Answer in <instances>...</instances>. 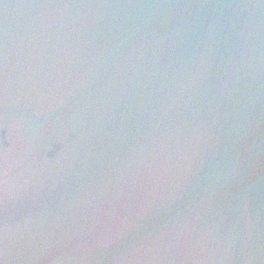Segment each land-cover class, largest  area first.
<instances>
[{
    "label": "water",
    "instance_id": "1",
    "mask_svg": "<svg viewBox=\"0 0 264 264\" xmlns=\"http://www.w3.org/2000/svg\"><path fill=\"white\" fill-rule=\"evenodd\" d=\"M0 264H264V0H0Z\"/></svg>",
    "mask_w": 264,
    "mask_h": 264
}]
</instances>
